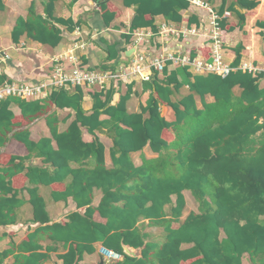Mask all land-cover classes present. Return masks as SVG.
<instances>
[{
  "label": "trees",
  "instance_id": "1",
  "mask_svg": "<svg viewBox=\"0 0 264 264\" xmlns=\"http://www.w3.org/2000/svg\"><path fill=\"white\" fill-rule=\"evenodd\" d=\"M57 1L45 0L44 14L33 2L27 16L16 20L13 42L19 43L21 37L27 35L44 45H59L63 34L58 25H67L73 30L74 23L71 18L55 15ZM78 1L71 0L70 6ZM123 3L136 7L130 31L152 27L156 32L155 17L159 15L179 24L184 18L182 11L193 6L190 0H123ZM259 5V0L233 2L230 11L236 22H221L223 40L226 41L230 32L245 27L246 15L238 7L253 10ZM6 7L4 0H0V11ZM100 9L106 25H110L115 13L105 2ZM219 12H225L224 5ZM197 21L198 18L192 16L189 23L192 25ZM260 26L264 28V22H260ZM125 37L129 39L130 35ZM202 50L204 57L211 60L210 48L205 50L203 47ZM117 51L116 44L110 46L108 59H115ZM236 51L235 67L241 60L239 50ZM191 52L196 55L194 49ZM191 75L187 67L180 66L166 79L156 76L153 82L146 84L145 87L152 89L153 93L147 105L142 107L144 112H149V118L145 120L128 113L126 104L131 92L122 96L115 107L109 106L111 92L106 100L101 98L103 91L96 93L90 112L82 107L80 87L75 90L61 88L50 93V100L57 107L74 109L77 116L63 134L57 132L56 114L48 117V125L60 150L59 159L52 162L63 168L70 161H79L81 157L77 154L83 150L86 151L82 157L95 154L94 168L75 172V184L63 194L64 198L73 196L78 210L83 209L71 213L65 223L48 224L45 201L38 191L32 190L31 193L34 219L44 225L38 231L47 232L55 242L69 244L68 251L61 255L63 264H79L85 253L95 251V243H102L123 255L122 261L115 260L112 264H183L188 260H192L189 264H244L246 254L251 264H264V88L260 85L261 76L242 70L232 71L226 77L208 73L195 74L192 79ZM179 76L182 82H179ZM4 82L5 77L0 76V85ZM184 83L189 85L190 94L178 103L173 102L171 96ZM238 86L241 93L237 96L234 89ZM207 94L214 96L216 101L198 109L195 96L204 99ZM12 101L22 106L24 115H34L38 104H28L19 97H8L0 102V146L6 143L8 134L14 129V114L9 110ZM160 101L174 108L176 122H168L161 115ZM103 114L109 115L110 120H101ZM106 123L113 124L109 134L114 139L115 152L120 153L116 158L114 152L115 166L111 169L106 168L105 145L99 138L88 145L82 139V127L95 133V129ZM122 124L126 127L123 128ZM171 127L188 134L179 133L175 147L162 137L164 129ZM259 132L262 134L258 136ZM52 140L43 139L37 144L38 148H49L47 161L54 153ZM147 145L160 153L159 157L145 159L141 166H135L131 153ZM58 180L62 178L55 177L52 182ZM94 187L103 192L98 206L92 202ZM185 190L191 191L199 208L198 212L191 211L183 221L187 206ZM173 195L177 196L176 202H173ZM0 201H4L0 203V212L3 213L9 201L7 198ZM96 214L106 221L96 220ZM141 219L149 225L164 227V242L150 241V235L141 227ZM174 223L180 226L174 228ZM36 233L29 235L30 241L36 238ZM184 244L192 246L183 248ZM124 245L142 248V256L128 255ZM22 248L26 252L19 254L14 264H39L48 258L37 248ZM9 254L10 251H4L0 258Z\"/></svg>",
  "mask_w": 264,
  "mask_h": 264
},
{
  "label": "crops",
  "instance_id": "2",
  "mask_svg": "<svg viewBox=\"0 0 264 264\" xmlns=\"http://www.w3.org/2000/svg\"><path fill=\"white\" fill-rule=\"evenodd\" d=\"M191 1V0H190ZM219 13V10L224 5L225 12H230V15L224 20L236 22L235 16L230 11L233 2L236 0H205ZM260 5L253 10H246L238 7L246 15L245 27L239 28L227 35L224 46V55L226 62L234 65L237 57V49L241 57V61H247L253 65L262 68L259 76L261 88H264V28L260 26V22H264V0H259ZM6 10L0 11V76L5 77V81L24 82L45 77L51 73V61L58 55H64L73 48L75 43H85V47L78 49L77 55L80 56L82 62L89 67H104L115 68L117 64L126 60L129 61L131 56L140 50L149 48L153 52L160 53L162 50L160 42V31L162 24H167L174 28H185V26H193L200 24L203 16H207L204 10H198L191 7L182 11L184 16L183 21L179 24L168 21L163 15L155 17V24L158 30L154 32L152 27H142L134 31H130V26L133 18L136 15L135 6H125L123 0H79L75 5L70 6L71 0H58L55 8V15L63 19H72L74 29L71 30L67 25H58L63 34V40L55 47L44 45L38 41L30 39L27 35L21 37L19 43H14L12 39V31L16 20L19 17H26L28 10L33 2L36 3L40 13L44 14L45 0H4ZM107 3L111 12L115 13V19L110 25H106L100 6L102 3ZM224 12V13H225ZM223 13V14H224ZM222 15V14H221ZM194 16L197 22L190 25V18ZM150 17V16H148ZM137 33L142 34L144 40L141 42L143 46L138 49L134 47V38ZM125 35H130L126 38ZM117 45L118 53L115 59H108L109 48L112 45ZM168 48H176L175 41L165 43ZM209 50L207 36L194 37L188 42L179 39V46L182 50L194 49L196 55L205 56L202 48ZM192 52V56H196ZM121 57H125L124 59ZM121 58V59H120ZM120 59V60H119ZM4 62H3V61ZM68 62V60H66ZM50 62V67H49ZM178 65L167 64L164 72H156L149 81H136L131 84L121 83L116 89L103 91L102 99L106 100L111 92L109 106L115 107L120 102L122 96L130 93V98L127 101L126 108L129 114H137L141 119L149 118V112L142 110L146 106L152 89L145 87L146 84L153 82L156 76L159 79H166L168 75L177 70ZM184 67V66H182ZM192 76L193 73L188 70ZM193 79V77H192ZM179 82H182V77L179 76ZM75 90V88L71 89ZM83 92L82 107L86 112L93 109L95 103V94L100 93L97 89H81ZM235 95H240V87L234 89ZM190 94V87L184 83L176 88L175 93L171 96L173 102H180V99ZM156 97L158 95L154 93ZM26 103L38 102L35 106V114L24 115L22 106L17 101H12L9 110L14 114L13 131L8 134V140L3 146H0V199H8L3 213L0 212V253L10 251L7 257L0 258V264H14L16 257L26 252L22 246L29 249H38L42 254H47L48 258L42 259L39 264H63L61 255L65 254L69 249V244L65 245L62 242H55L45 231H38L39 227H43L42 223L36 222L34 219V207L32 205V190L38 191V194L43 198L46 204V211L49 217L48 224L57 222L65 223L68 221L69 215L78 210L76 200L73 196L63 197V194L75 184V172H82L88 169H93L95 164V154L90 157L83 156V152L79 155V161H70L63 168L52 162L53 159H59V144L51 133L48 125V117L54 113L57 116V132L63 134L68 131L72 123L76 120V111L70 108H59L51 100L50 95L38 99H24ZM216 101L214 96L207 94L204 99L199 95L195 96V102L198 109H203L205 104H213ZM159 108L161 115L168 122H176L177 114L174 108L164 101H160ZM181 110L183 105H181ZM31 111L30 108H26ZM101 120L108 121L110 116L107 114L101 115ZM113 124L106 123L100 129H95V133H90L86 127H82V139L85 144L93 142L95 138L105 145V165L107 169H111L114 164V139L109 134ZM123 128L126 126L121 125ZM27 131L28 134H23ZM179 133L187 136L185 131L176 130L175 127L164 129L162 137L172 146L177 144ZM262 132L258 133V136ZM191 135V134H190ZM52 138V148L54 151L47 161L46 153L49 148H38L37 144L43 139ZM31 143V145L29 143ZM116 153V158L120 153ZM160 153L152 150L150 145L145 146L142 150L133 151L131 159L135 166H141L145 159H156ZM36 168V171L34 170ZM55 177H61L62 180L54 181ZM187 206L182 216L185 221L191 211L198 212V208L190 206L188 194L191 191L184 192ZM94 206H98L103 198V192L94 187L91 195ZM173 202H176L177 196H172ZM4 203V201H0ZM96 220L105 222L99 214H96ZM141 227L144 232L150 235V241L162 243L166 237L164 227L149 225L144 219H141ZM179 223H174L173 227L178 228ZM37 232V233H36ZM36 233L37 236L33 241L29 240V235ZM225 234L222 232V237ZM95 251L85 253L79 264H105L100 250L104 248L102 243L93 245ZM191 244H184L183 248L191 247ZM142 248L141 255L142 256ZM123 258L119 261H122ZM192 260L183 262L189 264ZM244 264H251L249 255L246 254L243 260Z\"/></svg>",
  "mask_w": 264,
  "mask_h": 264
},
{
  "label": "built area",
  "instance_id": "3",
  "mask_svg": "<svg viewBox=\"0 0 264 264\" xmlns=\"http://www.w3.org/2000/svg\"><path fill=\"white\" fill-rule=\"evenodd\" d=\"M191 3L198 10L206 11L207 16L202 17L200 24L185 26L181 29L162 24L159 37L163 47L160 53L145 48L146 46L141 44L144 40L142 34L137 33L134 38V47L139 49L143 46V49L135 52L129 61L122 60L115 68L89 67L77 55L78 49L84 48L85 43H75L69 52L53 58L51 61L52 71L45 77L24 82L22 80L18 83L10 81L2 83L0 85V102L8 97L43 98L50 95L52 91L61 88H93L99 91L116 89L121 83L131 84L136 81H149L156 72H164L167 64L185 66L193 74L215 73L226 77L232 71L242 70L258 76L262 68L250 62L241 61L235 67L225 60L224 46L226 41L222 38L221 22L230 15V12L221 15L205 0H191ZM203 35L207 36L211 60L201 55L192 56L191 49L182 50L178 48L180 38L190 42L194 37ZM170 41H175L176 48L170 49L164 46ZM121 58L124 59L125 57ZM100 254L105 264H112L113 261L123 258L122 254L106 247L100 250Z\"/></svg>",
  "mask_w": 264,
  "mask_h": 264
},
{
  "label": "water",
  "instance_id": "4",
  "mask_svg": "<svg viewBox=\"0 0 264 264\" xmlns=\"http://www.w3.org/2000/svg\"><path fill=\"white\" fill-rule=\"evenodd\" d=\"M124 251L130 256L138 257L141 255V248H134L130 245H124Z\"/></svg>",
  "mask_w": 264,
  "mask_h": 264
},
{
  "label": "rangeland",
  "instance_id": "5",
  "mask_svg": "<svg viewBox=\"0 0 264 264\" xmlns=\"http://www.w3.org/2000/svg\"><path fill=\"white\" fill-rule=\"evenodd\" d=\"M3 61V60H2ZM4 62V61H3ZM188 194V198H189V204L190 206L192 205L193 208H197L199 206V203L197 202V200L194 198V196L192 194Z\"/></svg>",
  "mask_w": 264,
  "mask_h": 264
}]
</instances>
